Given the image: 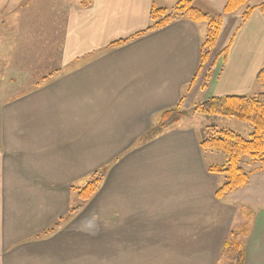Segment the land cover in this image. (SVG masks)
Here are the masks:
<instances>
[{
  "label": "crops",
  "instance_id": "obj_1",
  "mask_svg": "<svg viewBox=\"0 0 264 264\" xmlns=\"http://www.w3.org/2000/svg\"><path fill=\"white\" fill-rule=\"evenodd\" d=\"M36 1L0 0V64L40 54L20 85L16 76L13 87L0 82V264H183L186 249L198 255L187 264H214L233 214L214 196L218 180L206 171L200 131L181 123L187 115L142 139L180 101L189 110L210 97L258 92L264 12H252L223 62L216 55L230 38L226 16L189 87L205 22L181 18L107 48L145 29L152 6L170 9L177 0H92L84 8L80 0H49L45 33ZM36 32L30 55L34 39L26 38ZM101 168L94 196L67 216L80 203L78 189ZM201 169L205 191L195 177ZM263 210H254L244 264L254 254L264 264Z\"/></svg>",
  "mask_w": 264,
  "mask_h": 264
},
{
  "label": "trees",
  "instance_id": "obj_2",
  "mask_svg": "<svg viewBox=\"0 0 264 264\" xmlns=\"http://www.w3.org/2000/svg\"><path fill=\"white\" fill-rule=\"evenodd\" d=\"M91 2L92 0H80L79 5L84 8L88 7ZM192 2L193 0H177L170 9L152 6L149 23L145 29L127 38L113 41L107 48L120 47L132 39L163 28L181 18H186L195 23L205 22V35L200 43L199 67L189 84V87H191L198 74L209 61L217 44L223 26V16L235 13L239 8L244 7L240 16L241 22L231 34L227 44L216 55L217 58L221 57L224 62L234 42L236 33L246 23L252 12L255 9L264 12V1L256 5H251L249 4V0H226L221 14L214 17L194 7ZM209 78L210 70H208L202 82V87L206 86ZM255 84L260 88V91L253 95L210 97L195 103L189 112L183 110L182 101H180L174 107L167 108L159 113L157 124L147 130L142 142H147L168 127L178 124L189 113L233 118L248 124L251 127V132L248 137H244L232 129L216 128L211 125L205 126V133L199 139L201 150L219 153L225 157V164H213L207 168L209 173L222 176V181L215 188L214 196L217 200L224 199L228 193L243 187L249 181V173L241 167V161L244 157L259 161L260 169L264 171V65L256 73ZM104 175L105 168L89 174L87 182L77 192L80 203L75 207H70L67 216L80 210L83 204L94 196ZM58 224L57 222L53 228L45 231L43 235L53 232ZM248 227L245 223L230 229L223 241L216 264H221L222 259L226 261L223 264L244 263L245 239L250 233V228Z\"/></svg>",
  "mask_w": 264,
  "mask_h": 264
},
{
  "label": "rangeland",
  "instance_id": "obj_3",
  "mask_svg": "<svg viewBox=\"0 0 264 264\" xmlns=\"http://www.w3.org/2000/svg\"><path fill=\"white\" fill-rule=\"evenodd\" d=\"M48 1L49 0H38L39 3L36 1L37 2L36 6H40L41 11H43L42 18L44 21H45L44 17H46L47 19L50 18L49 9H47ZM263 1L264 0H249V4H251V5L255 4L256 5V4H259ZM225 2H226V0H193L192 5L196 8L204 11V12H207L211 16L216 17V16H219L221 14L222 8H223V5L225 4ZM170 5H172V4H170ZM243 10H244V7H241L235 13L227 15L228 17H230V22L233 25V26L231 25L232 28L230 26V29H229L230 36H231V33H233L235 31L237 25H239V23L241 22L240 16H241ZM225 17L226 16H223V19ZM39 19L41 22L40 15H39ZM226 23H227V21H226ZM41 24H42V22H41ZM47 24H48V21L47 22L45 21L42 24L44 33H45L44 29L47 27ZM222 29H223V26H222ZM227 30H228V28H227ZM24 34H26V33H24ZM37 34H39V32H36V34L32 38H30V36H27L26 39H34V38L36 39V37H38ZM223 34H224V32H223ZM35 39L30 45L31 46L30 47L31 52L34 49H36L34 46V44L36 42ZM223 44H224V42H223ZM226 44L227 43H225L224 45H226ZM224 45H223V47H224ZM39 49H40V52L42 53V55L44 53H46L45 50L47 48H39ZM22 54L26 55V53L24 51H22L20 53V56H22ZM29 54L34 55L33 52L29 53ZM35 54H37V53H35ZM39 56H40V54L37 55L35 58H34V56H31L30 59H27V61H24V62H13V63L0 64V78L2 79V80H0V82L2 81L3 85L13 87V85H10L9 81H10L12 76H16L18 78L19 85H20L21 81L24 79L26 80L27 78H21V77L19 78V75L21 73L25 72L24 74H25V76H27L28 72H32V71L37 70V66L39 63H36L35 59L36 58L39 59ZM17 72H18V74H17ZM257 91H260V88H258ZM250 95H252V94H250ZM190 110L191 109L186 110V111L189 112ZM181 123H183V125H187V124L194 125L195 128L197 129V132L200 131L199 132L200 136L203 133H205L204 128L206 125L207 126L212 125V126H215L216 128H230V129L240 133L244 137H248L250 132H251V127L242 121H239V120H236L233 118H226V117L214 116V115H202V114H197V113L196 114L195 113H189L188 119H185ZM201 151H203V150H201ZM204 155H205V161H206L208 166L212 165V164H216V165L225 164V157L222 154L212 153V152L207 151V153H204ZM207 165H206V171L208 172V170H207L208 166ZM241 167L246 172H248L250 175L249 181L247 182V187L245 188V190H243L241 192H236V190L232 191V192H230L232 194L228 193L224 199L218 200V201L222 202L224 205H228L231 208L230 211L233 214V217H232V219H233L232 223L233 224H232L231 228L232 227L235 228L241 224L246 223L249 226L248 228H250V232H251L252 224H253V221L255 218V214H257V212H258V211L254 212V210L259 209V211H261L264 209V171L260 169L259 161L253 160L249 157H244L242 159ZM212 175H214V174H212ZM214 176H216V178L218 180L217 184L219 183V180H220V182L222 181V176H217V175H214ZM186 177H188V176H185V178ZM195 177L198 178V180H199V184L201 186L200 187L201 191L202 190L205 191V189H207V187L205 186V182H207L208 180L202 174V169H201V172ZM188 181H190V180H188ZM244 193H245V195L243 196L242 194H244ZM263 216H264V214H263ZM260 226H261V223H260ZM260 226H258V229H260L259 228ZM230 229H229V231H230ZM249 235H250V233H249ZM226 236H225V238H226ZM225 238H224V240H225ZM246 239H245V242H246ZM262 241H263L262 246L264 248V239ZM222 244H221V247H222ZM221 247L219 248V252L217 253V258H216L214 264H216V261L219 257ZM197 256H198L197 254L192 253L191 249H190V251H188V249H186V253L183 256L184 257V263L183 264L193 263L192 260L195 259ZM257 256H258V254L253 255L252 264H255L257 262V258H256ZM173 257L174 256L170 257V259L167 262L172 263ZM244 261H245V258H244ZM225 262H226L225 259L221 260V264H223Z\"/></svg>",
  "mask_w": 264,
  "mask_h": 264
}]
</instances>
